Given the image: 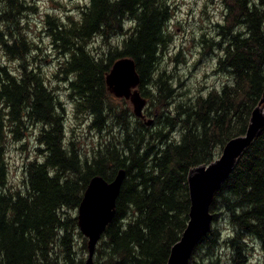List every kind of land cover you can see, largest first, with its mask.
Here are the masks:
<instances>
[{"label":"trees","instance_id":"16d2710c","mask_svg":"<svg viewBox=\"0 0 264 264\" xmlns=\"http://www.w3.org/2000/svg\"><path fill=\"white\" fill-rule=\"evenodd\" d=\"M88 2L67 21L46 16L54 45L70 54L58 73L68 84L77 116L90 119L100 132L110 121L119 128L94 157L83 159L76 143L66 141L64 105L29 61L34 47L22 18L34 8L28 0H0V264H84L73 211L94 176L111 181L122 169L126 177L115 216L98 244L95 264H168L189 222V172L212 163L218 148L245 135L263 98L264 0H224L218 34L227 45L217 63L232 81L194 97L181 93L182 84L175 85L174 75L161 67L170 19L167 0ZM128 20L134 28L126 29ZM118 35L126 37L102 55L89 49L97 36L111 43ZM4 55L19 60L20 73L10 70ZM122 58L135 61L152 125L110 103L106 77ZM37 124V153L43 161L29 163L27 191L13 192L6 140L23 139ZM178 130L180 139L174 140ZM210 211L213 224L223 216L234 229L225 240L233 264H250L247 239L264 247V128L238 158ZM222 240L221 228L213 225L195 248L192 264H222L216 254ZM83 248L88 252L86 239Z\"/></svg>","mask_w":264,"mask_h":264},{"label":"rangeland","instance_id":"374dc122","mask_svg":"<svg viewBox=\"0 0 264 264\" xmlns=\"http://www.w3.org/2000/svg\"><path fill=\"white\" fill-rule=\"evenodd\" d=\"M30 7L34 10L26 12L22 18L23 27L29 40L33 43V50L30 53L29 61L33 68H38L45 78L48 87L55 92L60 102L65 107V127L67 142L72 140L80 156L85 159L94 157L96 152L105 145V142L112 138V135L119 130L116 122L110 121L108 127L103 131L90 126V119L84 116H77L75 111V100L70 96L68 84L63 80L64 75L59 74V70L64 62L70 58L62 53L53 43L48 34L46 16H59L62 21L68 15H79L88 0H28ZM169 5L170 19L167 24V41L162 46V69H166L175 77V85L182 84L180 92L188 97L204 96L212 89H221L225 83L232 81L228 73L218 71V59L223 55V48L227 45V40L222 39L218 34V25L221 24L226 12L224 0H167ZM134 28L131 22L126 23V29ZM126 36L118 35L104 41L102 36H97L89 43V49L93 53L103 54L109 45H118ZM108 46V47H109ZM0 53L3 52L0 49ZM3 57V56H2ZM4 62L14 73H20L18 59L3 57ZM187 97L177 98L186 99ZM110 103L113 108L121 111L129 109L133 112L130 101L124 99L111 98ZM264 111V105H262ZM110 111V109H108ZM147 115V113H146ZM153 118V117H150ZM41 125L30 126L21 140H15L8 136L6 140V158L9 165L8 186L13 192L27 191V167L30 162L40 161L37 154V137ZM6 131V135H11ZM174 140L180 139L179 130L173 136ZM223 150H216L217 159ZM77 216V210L73 211ZM220 216V215H219ZM220 222L212 224L219 226L222 230L223 240L217 249V255L222 264H233L232 251L225 243V240L234 233L233 227L226 219L219 217ZM83 234L78 229L75 236L78 257L85 261L88 253L83 248ZM248 248L250 264H264V247L259 240L248 238ZM195 251V250H194ZM198 254L195 253L193 257ZM98 258V253L94 261ZM60 264H63L61 261ZM192 264V262H191Z\"/></svg>","mask_w":264,"mask_h":264},{"label":"water","instance_id":"95a60500","mask_svg":"<svg viewBox=\"0 0 264 264\" xmlns=\"http://www.w3.org/2000/svg\"><path fill=\"white\" fill-rule=\"evenodd\" d=\"M141 83L135 61L131 58L118 60L106 77L109 92L117 98L130 100L137 117L145 118L147 100L136 88ZM264 95L253 111L245 135L231 139L223 153L210 164L193 168L189 172L188 187L191 200L188 225L171 251L168 264H189V260L200 241L211 231L213 216L210 211L216 192L230 176L238 158L252 144L264 128ZM148 125L154 120L148 119ZM126 171L122 169L112 181L102 176L91 179L78 207V224L88 239L89 257L85 264H94L96 248L108 225L113 221Z\"/></svg>","mask_w":264,"mask_h":264},{"label":"bare ground","instance_id":"6f19581e","mask_svg":"<svg viewBox=\"0 0 264 264\" xmlns=\"http://www.w3.org/2000/svg\"><path fill=\"white\" fill-rule=\"evenodd\" d=\"M220 24V23H219ZM28 130V129H27ZM202 241V240H201ZM200 241V242H201ZM217 252V251H216ZM194 253V252H193ZM217 254V253H216ZM192 256H193V254H192ZM192 256H191V258H192ZM191 258H190V260H189V264L191 263Z\"/></svg>","mask_w":264,"mask_h":264}]
</instances>
